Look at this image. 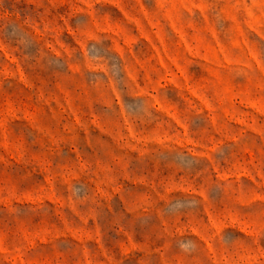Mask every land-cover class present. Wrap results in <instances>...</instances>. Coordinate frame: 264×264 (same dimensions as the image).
<instances>
[{
  "label": "rangeland",
  "instance_id": "374dc122",
  "mask_svg": "<svg viewBox=\"0 0 264 264\" xmlns=\"http://www.w3.org/2000/svg\"><path fill=\"white\" fill-rule=\"evenodd\" d=\"M0 264H264V0H0Z\"/></svg>",
  "mask_w": 264,
  "mask_h": 264
}]
</instances>
